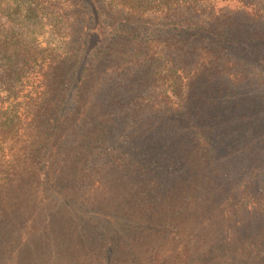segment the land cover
Returning a JSON list of instances; mask_svg holds the SVG:
<instances>
[{"label": "rangeland", "instance_id": "374dc122", "mask_svg": "<svg viewBox=\"0 0 264 264\" xmlns=\"http://www.w3.org/2000/svg\"><path fill=\"white\" fill-rule=\"evenodd\" d=\"M121 71L111 86L100 76L91 89L104 87L102 101L66 121L82 131L67 132L78 153L60 151L51 163L61 193H47L40 179L0 186V264H264L259 69L230 103L222 84L202 78L171 111L157 106L149 72ZM124 82L144 88L136 115H123L135 97ZM90 137L100 140L94 153L83 148Z\"/></svg>", "mask_w": 264, "mask_h": 264}, {"label": "trees", "instance_id": "16d2710c", "mask_svg": "<svg viewBox=\"0 0 264 264\" xmlns=\"http://www.w3.org/2000/svg\"><path fill=\"white\" fill-rule=\"evenodd\" d=\"M132 66L155 78L168 111L183 109L202 78L230 103L253 67L264 81V0H0V186L40 179L61 193L51 163L78 153L68 117L102 101L104 87L91 89L100 76L111 86ZM124 85L135 97L123 115H136L144 88ZM99 141L83 148L94 153Z\"/></svg>", "mask_w": 264, "mask_h": 264}]
</instances>
